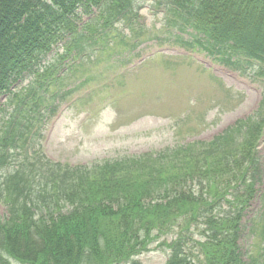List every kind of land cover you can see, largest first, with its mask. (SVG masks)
<instances>
[{"label":"trees","instance_id":"trees-1","mask_svg":"<svg viewBox=\"0 0 264 264\" xmlns=\"http://www.w3.org/2000/svg\"><path fill=\"white\" fill-rule=\"evenodd\" d=\"M143 2L164 13L176 44L242 73H264V0H0V98L33 77L26 95H14L11 132L0 140L6 148L16 137V168L0 170V264H129L175 231L162 243L166 264H264V215L252 219L249 263L240 246L263 172L262 113L212 143L156 157L71 167L31 151L29 101L71 95L64 85L73 71L63 64L93 46L119 45L124 37L114 32L137 26ZM62 43L64 54L43 65Z\"/></svg>","mask_w":264,"mask_h":264},{"label":"rangeland","instance_id":"rangeland-1","mask_svg":"<svg viewBox=\"0 0 264 264\" xmlns=\"http://www.w3.org/2000/svg\"><path fill=\"white\" fill-rule=\"evenodd\" d=\"M139 13L133 30L121 24L114 32L124 37L119 45L118 40L96 45L89 48L83 61L76 59L71 79L64 85V91L75 89L71 95L55 100L42 95L41 102L25 107L24 115L33 120V155L38 153L40 158L71 167L141 155L156 157L194 141L209 144L242 120L264 114V85L260 80L215 63L202 51L188 54L176 44L173 31L167 29V19L151 4L141 3ZM183 37L186 40L189 35ZM63 46L46 60L50 62L58 52L63 53ZM73 61L69 58L63 66L68 68ZM84 79L89 81L81 85ZM29 82L26 79L14 85L11 96L1 99L0 139L9 135L8 123L16 109L12 95L22 88L26 95ZM35 89L39 90L38 85ZM9 149H4L10 154L4 167H16V146L12 144ZM257 149L264 158V135ZM260 188L264 191V177ZM254 205L253 212L264 213L263 200ZM0 213H6L1 203ZM174 235L166 239L171 241ZM163 239L154 240L149 251L130 264H165L170 251L162 246Z\"/></svg>","mask_w":264,"mask_h":264}]
</instances>
